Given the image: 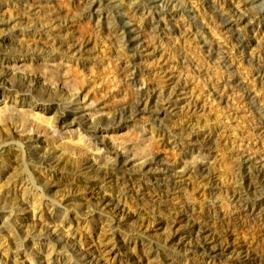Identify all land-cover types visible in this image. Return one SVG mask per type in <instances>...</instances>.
Here are the masks:
<instances>
[{
    "label": "rangeland",
    "instance_id": "1",
    "mask_svg": "<svg viewBox=\"0 0 264 264\" xmlns=\"http://www.w3.org/2000/svg\"><path fill=\"white\" fill-rule=\"evenodd\" d=\"M0 84V264H264V0H0Z\"/></svg>",
    "mask_w": 264,
    "mask_h": 264
},
{
    "label": "bare ground",
    "instance_id": "2",
    "mask_svg": "<svg viewBox=\"0 0 264 264\" xmlns=\"http://www.w3.org/2000/svg\"><path fill=\"white\" fill-rule=\"evenodd\" d=\"M52 1H54V0H52ZM14 27H15L14 20L12 18H10L8 20V24H7L5 29L14 31ZM179 41H180V39L177 38L176 42L174 44H172V47L178 46ZM155 54H156V59L158 62V72L162 76L173 77L174 72H170L169 74L167 73L169 63L167 61H163L161 59L162 57L167 56L164 43H162L160 45V47H157V49L155 50L153 55H155ZM10 58L14 59L16 61V59H19L21 57L13 56ZM8 60H9L8 57H6L7 62H8ZM0 90H1V95L3 96V98L5 100H7V101L10 100L14 104H18V103H21L22 105L26 104L34 112H36L35 111L36 108H38L39 111H46V109L48 108L46 105H43L41 102H38V99L36 97H33V99L31 101L28 100V98L26 96L22 97V94L18 93L19 92L18 89L13 88V87H9L7 84H4V85L0 84ZM175 93H176V96H179L180 100L178 102L173 103L172 105L170 103V100H168L166 106L168 108H170V110L177 109L179 107V105H183V106L187 105V103H186L187 97L181 96V93H183V91L181 89H178L177 92L175 91ZM167 98H171V93L169 91L167 92ZM20 101H22V102H20ZM27 101H30V102H27ZM19 111H16V112L12 113L11 115H9L8 119H10L12 121V123L17 128L23 127L25 129H32L33 135L37 139H40L42 135L49 133V132H52L53 130H63L64 129V125H63L64 121H67L66 126H69L68 116L63 118V115L65 114V112L63 111L62 107H58L54 112V118H52V120H51V122L54 123L53 129H48V127L46 126L47 119L43 115L38 114V112L33 113V115H28V114H23ZM72 122H74V119L72 121H70V124H72ZM94 123H95L94 121H91V124H94ZM22 138H23V135L19 134L18 140L22 143L23 146H25L27 148V145L24 142V140H22Z\"/></svg>",
    "mask_w": 264,
    "mask_h": 264
}]
</instances>
